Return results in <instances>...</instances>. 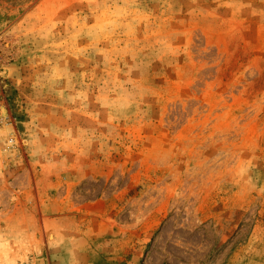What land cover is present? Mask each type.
I'll return each mask as SVG.
<instances>
[{
  "label": "rangeland",
  "instance_id": "rangeland-1",
  "mask_svg": "<svg viewBox=\"0 0 264 264\" xmlns=\"http://www.w3.org/2000/svg\"><path fill=\"white\" fill-rule=\"evenodd\" d=\"M0 264H264V0H0Z\"/></svg>",
  "mask_w": 264,
  "mask_h": 264
}]
</instances>
